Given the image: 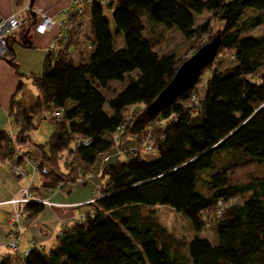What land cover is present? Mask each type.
<instances>
[{
  "label": "trees",
  "instance_id": "obj_1",
  "mask_svg": "<svg viewBox=\"0 0 264 264\" xmlns=\"http://www.w3.org/2000/svg\"><path fill=\"white\" fill-rule=\"evenodd\" d=\"M89 8L88 63L73 62L75 48L85 38L81 30L70 33L68 46L48 54L42 73L31 76L38 91L34 104L11 103L16 141L0 132V163L10 161L11 169L14 163L22 165L16 146L22 149L28 141L38 116L59 110L61 118L51 119L55 131L47 143L48 155L42 149L37 156L22 149L38 162L49 193L68 192L85 180L98 159H108L114 151L121 154L105 165L104 182L84 219L62 230L53 249L36 245L27 255H13L0 264H264V176L243 184L229 180L243 164H264V33L245 35L264 26V0H115L107 7ZM104 9L112 10L115 34ZM204 12L223 24L216 38L219 51L230 53V65L211 68L214 60L206 67L211 76L203 95L197 91L196 111L187 102L200 77L172 105L147 117V107L188 59L160 53L157 48L164 40L156 30L174 29L186 41L200 39L210 29L208 24L195 26V17ZM247 12L258 15L245 18ZM147 29L150 37H145ZM111 82L127 86L107 98ZM128 115L130 122L118 133ZM154 123H159L153 131L157 157L147 161L141 140ZM129 136L137 153L123 156L121 147ZM81 138L90 144L76 147ZM69 156L74 164L67 162ZM44 168L47 174L41 173ZM155 207L181 213L195 232L212 223L218 240L194 236L180 242L160 224ZM42 211L41 204H26L28 225Z\"/></svg>",
  "mask_w": 264,
  "mask_h": 264
},
{
  "label": "crops",
  "instance_id": "obj_2",
  "mask_svg": "<svg viewBox=\"0 0 264 264\" xmlns=\"http://www.w3.org/2000/svg\"><path fill=\"white\" fill-rule=\"evenodd\" d=\"M26 4L30 5L31 12L23 15L20 12ZM69 4V0H0V19L16 14L24 17L25 20L24 26L9 40L8 55L0 58V132H8L10 128L14 130L9 116L12 101L26 103L27 91L31 97L29 101L31 103L36 101L38 91L32 83L31 76L42 73L44 61L51 52L53 40L60 30L61 23L66 19L65 14ZM40 14L52 17L55 22V25L43 35L36 34L33 29V24ZM80 19L84 25L85 38L79 40L75 48L76 52L73 53L75 65L87 64L92 52V48L85 44L91 33L90 14H85ZM117 41L121 42L120 37H117ZM136 76L137 74L131 75V77ZM114 83H109L108 89ZM122 84L120 90L113 89L111 92L122 91L126 83ZM133 142L135 141L132 138L125 141L124 147L128 148ZM118 158V152L114 151L106 161L105 158L98 159L85 180L72 184L68 192L49 193V189L43 187L44 183L43 188L34 187L37 189L34 192L35 195L48 204L43 205L41 214L29 222L23 231L19 241L21 253L30 248L31 242L48 251L53 249L60 232L70 228L81 214L89 212L88 205L95 199L94 192L104 182L102 173L105 165L115 162ZM9 167L6 163H0V263L4 258L13 257L7 248L6 240L9 231L8 219L13 211V206L9 202L18 196L21 189H24L20 186L15 187Z\"/></svg>",
  "mask_w": 264,
  "mask_h": 264
},
{
  "label": "rangeland",
  "instance_id": "obj_3",
  "mask_svg": "<svg viewBox=\"0 0 264 264\" xmlns=\"http://www.w3.org/2000/svg\"><path fill=\"white\" fill-rule=\"evenodd\" d=\"M90 12H91V9L88 7L86 8L84 14L88 15L90 14ZM257 15L258 14L254 12L253 13L247 12L245 14V18H249V16H257ZM104 16L110 23L112 33L115 34V27L112 21V10L104 9ZM204 24L209 25V28H210L209 33L203 36L202 38L200 39L198 38L193 41H186L184 37L178 31L174 29L166 30V29L160 28L159 31L156 30V34L161 33V35L163 36V40H164L163 46H161L160 48H157V50L160 53L175 52V54H178V56L183 55V57H187L189 59L190 58L188 57L189 54L195 51L197 46L202 45L204 43L205 45L207 43H210L213 39L220 36L222 32L223 24L220 23L217 19H214L212 13L210 12H204L202 15L195 17V26L204 25ZM263 33H264V26L263 27L260 26L255 29L249 30L245 35L257 37V36H261ZM81 34H83V36L85 34L84 25L81 28ZM150 35L151 33L147 29L145 31V37H150ZM218 53H221V55L218 54L216 56L215 62L212 65L213 67L211 68H214V67L224 68L230 65L232 61L230 53L223 52V51H219ZM211 68H205L201 72L200 81L195 88V90L199 92L200 96L203 95L205 84L211 76ZM122 85L123 84L120 82H115L114 85H112L108 91H105L107 98L112 97L114 93H112L111 91L113 89L120 90L122 88ZM126 86H127V83L123 87H126ZM30 99H31L30 93L29 91H27L26 93L27 101L26 103H23L26 107H30V105L34 104V101L32 103L29 101ZM104 110L105 112H107V114L110 115L111 112L107 104L104 106ZM141 115L142 114H140L138 117H140ZM51 119H52L51 115L47 112L41 114L35 119V122H34L35 129L29 132L28 134L29 139L25 144H23L24 147L22 146V149L24 151L40 154L41 149H42L43 153L48 155L47 143L55 131V126H54L55 122H52ZM131 138L132 137L129 136L128 138L124 139L123 141L124 143L121 147L123 152L129 151L132 148H137V143L135 142L130 143V146H128V148L124 147L126 146L125 141L131 140ZM70 148H72V145H70ZM142 157L144 160L152 161L156 159L157 154L156 153H149V154L143 153ZM4 163H6V165L8 164L10 166L9 168L11 169L12 163L10 161L4 162ZM59 166L62 172H64V163L61 157L59 160ZM23 168L25 171V176H23V178L16 179L11 174L12 179L14 180L15 187L20 186V187L27 188L29 187V185H33V187L40 188L44 185L43 183L47 180V178L43 177L39 171L34 172L32 170V167L28 164L23 165ZM263 176H264V164L257 165L254 163H246L236 168L235 170H233L231 174L229 175V180L231 181L232 184H243V183L250 181L251 179L259 178ZM102 179L104 180V178ZM154 210H155L157 219L160 222V224L164 226L169 232H171L176 237V239L179 240L180 242L187 243L194 236H198L202 239H207L210 242H215L216 240H218L216 227L212 223H210L207 227L203 228L201 231L195 232L192 229L187 218H185L181 213H177L168 207H155ZM209 219L212 221V217L210 215H209ZM181 251L184 253V249H182Z\"/></svg>",
  "mask_w": 264,
  "mask_h": 264
},
{
  "label": "built area",
  "instance_id": "obj_4",
  "mask_svg": "<svg viewBox=\"0 0 264 264\" xmlns=\"http://www.w3.org/2000/svg\"><path fill=\"white\" fill-rule=\"evenodd\" d=\"M69 8L66 11V19L63 21L60 25V30L55 36L53 40V45L51 48V52H56L60 49V47H66L68 46L70 42V33L72 31H80L81 28L79 25H83L81 21V17H83L85 14V10L88 7H91L93 5H99L101 7H107L115 0H69ZM31 12V7L29 4H26L22 10L21 14L27 15ZM25 20L24 17H20L18 15H12L9 18H1L0 19V58H5L8 55V43L9 40L12 39L17 31L24 26ZM55 25V22L53 21L52 17L46 15V14H40L37 17L36 22L33 24V29L34 32L38 35H43L46 32H48L53 26ZM187 108L191 111H196L199 108V95L197 94V91H195L189 98L187 102ZM129 114V113H128ZM51 118L54 120H59L61 118V111H54L51 114ZM130 116L128 115L125 124L121 125L118 128V133H121L124 129L125 126L128 125L130 122ZM159 126V123H154L152 126L148 128V133L146 137L141 140V153H153L155 150V144H156V138L154 134V129ZM15 130V127H14ZM14 130L10 128L7 132L8 138L12 141L15 142V136H14ZM90 144V141L87 139H78L75 146L77 147H87ZM17 149V157H19L21 164L22 165H30L32 167V170L34 172L38 171L39 164L36 160L31 157V155H25L24 151L16 146ZM130 155H136L137 149L132 148L131 150L128 151ZM126 152L123 153V156L126 155ZM121 152L118 151V155H120ZM127 158V157H125ZM128 159V158H127ZM107 158H105V161ZM68 163H73L74 164V159L72 156H69L67 158ZM22 165H19L17 163H14L11 169V172L13 176L16 179L23 178L25 176V171L22 167ZM41 173L47 174L46 169H42ZM82 181V180H81ZM79 181V182H81ZM60 187V186H59ZM95 198L97 196V190H95ZM28 203H36V204H41V205H46L48 204L46 201L41 200L38 196L35 195L33 191V186L29 185V187L21 189L18 196L11 200L9 204L13 206V211L9 215L8 219V226H9V231L7 232L6 235V240H7V248L9 252L12 255H27L28 251H25L23 254L20 251L19 248V241L21 238V235L25 228L28 226V222L26 220V217L23 213L24 206ZM223 211H220V215H218V218L221 217ZM85 214H81L77 220L74 221V224H76L79 221H82L84 219ZM30 247H35V243L31 242Z\"/></svg>",
  "mask_w": 264,
  "mask_h": 264
},
{
  "label": "water",
  "instance_id": "obj_5",
  "mask_svg": "<svg viewBox=\"0 0 264 264\" xmlns=\"http://www.w3.org/2000/svg\"><path fill=\"white\" fill-rule=\"evenodd\" d=\"M220 48V39L215 38L201 47L176 71L170 83L147 107L146 115L156 117L162 109L172 105L190 87L196 84L204 68L211 65Z\"/></svg>",
  "mask_w": 264,
  "mask_h": 264
},
{
  "label": "bare ground",
  "instance_id": "obj_6",
  "mask_svg": "<svg viewBox=\"0 0 264 264\" xmlns=\"http://www.w3.org/2000/svg\"><path fill=\"white\" fill-rule=\"evenodd\" d=\"M33 186V185H32Z\"/></svg>",
  "mask_w": 264,
  "mask_h": 264
}]
</instances>
